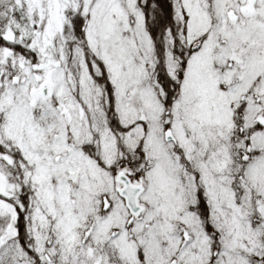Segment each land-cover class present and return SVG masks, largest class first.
<instances>
[{
  "label": "snow or ice",
  "instance_id": "6c2138e0",
  "mask_svg": "<svg viewBox=\"0 0 264 264\" xmlns=\"http://www.w3.org/2000/svg\"><path fill=\"white\" fill-rule=\"evenodd\" d=\"M0 264H264V0H0Z\"/></svg>",
  "mask_w": 264,
  "mask_h": 264
}]
</instances>
